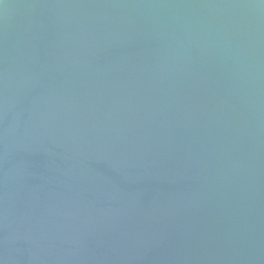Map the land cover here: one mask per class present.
<instances>
[{
	"label": "water",
	"instance_id": "water-1",
	"mask_svg": "<svg viewBox=\"0 0 264 264\" xmlns=\"http://www.w3.org/2000/svg\"><path fill=\"white\" fill-rule=\"evenodd\" d=\"M0 264H264V0H0Z\"/></svg>",
	"mask_w": 264,
	"mask_h": 264
}]
</instances>
